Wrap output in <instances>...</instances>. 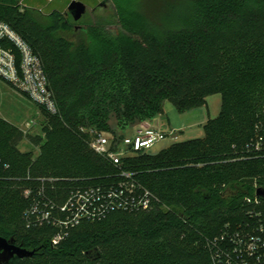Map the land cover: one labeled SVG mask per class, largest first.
Here are the masks:
<instances>
[{
	"label": "trees",
	"instance_id": "obj_1",
	"mask_svg": "<svg viewBox=\"0 0 264 264\" xmlns=\"http://www.w3.org/2000/svg\"><path fill=\"white\" fill-rule=\"evenodd\" d=\"M20 0L0 17L39 55L59 112L44 106L38 133L0 116V236L32 255L0 264H210L208 242L256 207L264 189V0H114V11L76 22ZM220 94L205 134L120 165L90 146L91 131L127 130ZM34 147L21 149L24 141ZM127 170L155 195L144 211L84 220L57 245V227L27 215L38 190L57 205L77 187L116 185ZM31 190L30 195L26 191ZM264 206V196H260ZM30 222V223H29Z\"/></svg>",
	"mask_w": 264,
	"mask_h": 264
},
{
	"label": "built area",
	"instance_id": "obj_2",
	"mask_svg": "<svg viewBox=\"0 0 264 264\" xmlns=\"http://www.w3.org/2000/svg\"><path fill=\"white\" fill-rule=\"evenodd\" d=\"M0 77L50 113L59 112L41 58L31 44L1 17ZM34 124V121L27 123L25 132H29ZM91 135L92 149L117 165L125 157L149 151L156 143L168 138L161 128L143 123L133 133H126L118 144L112 134L92 130ZM255 148L264 149V133L258 137ZM120 174L116 185L74 188L60 206L46 198L44 189L40 188L38 200L26 214L34 215L38 223L47 222L57 227V233L52 237V244L57 245L84 220H101L115 210L137 212L151 208L154 193L132 172L121 170ZM31 193V190L26 191V195ZM247 201L258 206L248 209L243 222L227 224L221 235L207 243L211 251L210 264H264V206L257 193Z\"/></svg>",
	"mask_w": 264,
	"mask_h": 264
},
{
	"label": "crops",
	"instance_id": "obj_3",
	"mask_svg": "<svg viewBox=\"0 0 264 264\" xmlns=\"http://www.w3.org/2000/svg\"><path fill=\"white\" fill-rule=\"evenodd\" d=\"M20 1L22 2L23 6L36 8L43 12H48L52 9L60 10L62 12H67L70 3L73 0H20ZM81 1L87 4V11L89 10V8H91L92 10H97L98 8L104 7L101 4V0H81ZM29 100L36 105L37 110H35V112L32 113L31 117L23 121V126H19V127L25 131L26 124L31 121H34L35 124L30 129L29 132L38 133L40 132V130L38 129L39 128L41 129L42 121L40 117L42 116V109L30 98ZM221 105H222V97L220 94H213L208 96L205 105L188 110L184 113L179 112L176 107L166 102L163 113L156 115L152 120L146 121L143 124L161 128L167 133L168 138L171 139L173 142L203 137L204 135L202 136L201 133H203L204 131L205 134L204 125L209 119L215 118L219 115L221 111ZM37 126H39V128H37ZM137 128L138 126L132 128L130 132L133 133L135 130H137ZM181 136L187 139H179L181 138ZM23 143L27 145V149H29L30 147H34L27 140L24 141Z\"/></svg>",
	"mask_w": 264,
	"mask_h": 264
},
{
	"label": "rangeland",
	"instance_id": "obj_4",
	"mask_svg": "<svg viewBox=\"0 0 264 264\" xmlns=\"http://www.w3.org/2000/svg\"><path fill=\"white\" fill-rule=\"evenodd\" d=\"M137 1L138 2L141 1L145 8H152L153 5L155 6V4H157L159 0H137ZM102 2H107V4L106 6L103 5L104 7L97 9V15L101 16L114 11V0H101V3ZM91 11L92 9L89 8V10L83 15L84 21L90 20V18L92 17L91 16L92 14L90 13ZM167 102L168 104H172L169 101ZM172 106L174 105L172 104ZM35 110H37V107L34 103H32L29 100L28 95L16 89L7 80L0 77V116L1 117L15 123L18 126H23V121L31 117L32 113H34ZM40 118L41 121L44 119L43 114ZM37 128H39V126H37ZM131 129H128L127 133H131L130 132ZM38 130L41 129L39 128ZM103 132L105 134H112L111 132L108 131H103ZM201 135L202 136L204 135V131L203 133H201ZM179 139H187V138H183V136H181V138ZM171 143H173V141L167 138L161 142L156 143L152 147L151 151L156 153L161 149L169 146ZM20 147L22 150H27V145L25 143H22Z\"/></svg>",
	"mask_w": 264,
	"mask_h": 264
},
{
	"label": "water",
	"instance_id": "obj_5",
	"mask_svg": "<svg viewBox=\"0 0 264 264\" xmlns=\"http://www.w3.org/2000/svg\"><path fill=\"white\" fill-rule=\"evenodd\" d=\"M68 13H70L74 20L78 22L83 15L87 12V4L81 0H73L69 7ZM258 196H264V189H257ZM34 251H29L22 246L17 245L13 239L0 236V260H8L14 255L27 256L32 255Z\"/></svg>",
	"mask_w": 264,
	"mask_h": 264
},
{
	"label": "flooded vegetation",
	"instance_id": "obj_6",
	"mask_svg": "<svg viewBox=\"0 0 264 264\" xmlns=\"http://www.w3.org/2000/svg\"><path fill=\"white\" fill-rule=\"evenodd\" d=\"M101 4L104 5V6H106L107 2H102ZM66 13H68V12H66Z\"/></svg>",
	"mask_w": 264,
	"mask_h": 264
}]
</instances>
